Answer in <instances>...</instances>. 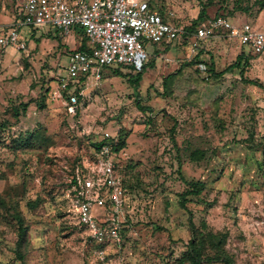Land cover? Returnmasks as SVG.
I'll return each mask as SVG.
<instances>
[{"label":"rangeland","instance_id":"rangeland-1","mask_svg":"<svg viewBox=\"0 0 264 264\" xmlns=\"http://www.w3.org/2000/svg\"><path fill=\"white\" fill-rule=\"evenodd\" d=\"M154 1L181 27L206 6L210 16L230 9L236 23L264 28V0ZM22 3L0 0V22L12 19ZM49 31L55 28L43 26L32 36L25 28L27 48L10 47L0 56V264H22L19 214L29 225L22 247L27 264H100L97 247L89 252L88 232L74 220V178L96 174L101 148L95 143L117 140L120 129L127 146L116 154L127 205L113 264H193L184 257L192 221L205 222L206 233L228 232L225 249L234 264H264V52L245 73L261 87L243 80L239 68L213 75V68L221 72L248 51L236 40L201 41L192 56L183 36L149 39L150 61L138 87L129 74L103 69L101 81L86 88L71 112L56 93L69 53L84 35L54 38ZM137 92L152 111L137 106ZM185 179L206 182L187 208L180 204ZM206 248L214 252L211 244Z\"/></svg>","mask_w":264,"mask_h":264},{"label":"built area","instance_id":"built-area-1","mask_svg":"<svg viewBox=\"0 0 264 264\" xmlns=\"http://www.w3.org/2000/svg\"><path fill=\"white\" fill-rule=\"evenodd\" d=\"M167 17L148 0H23L18 13L9 22H0V56L10 47L27 48L25 28L52 26L64 36L83 29L89 49L69 53L67 73L62 75L56 95L66 97L69 110L75 112L86 88L98 84L108 66L133 65L137 71L149 61L146 41H174L183 36L184 27ZM224 37L236 40L253 54L264 52V28L250 22L236 23L226 15L211 16L190 36L188 52L195 55L201 41ZM100 160L93 177L82 179L74 187V220L86 229L98 247L94 254L100 264H113L112 248L122 245V216L127 194L117 154L112 142L100 149ZM102 209L103 212H99Z\"/></svg>","mask_w":264,"mask_h":264},{"label":"trees","instance_id":"trees-1","mask_svg":"<svg viewBox=\"0 0 264 264\" xmlns=\"http://www.w3.org/2000/svg\"><path fill=\"white\" fill-rule=\"evenodd\" d=\"M148 1L150 3L151 8H153V9L158 8L161 11V13L165 16V18H168L167 17V11L162 9L161 6L159 7L157 1H154V0H148ZM260 3H261L260 7L264 8V1H261ZM219 14L226 15V16L230 17L231 19L234 18L233 12L230 9H223L221 12L216 13L215 15H219ZM215 15H213V16H215ZM209 17H211V16L207 12V7L204 6L201 9L196 20L191 25L184 27L186 33L183 35V37H185L186 40L187 39L189 40L190 36H192V34L196 31L198 25H200L202 22H204ZM172 20L177 25H179V23L175 20V18L173 16H172ZM37 29H39V28H31L30 29L32 36L35 34L34 31H36ZM76 32L82 33L84 35L80 45L76 49L77 50L89 49V40L86 37L84 30L77 28ZM59 33L60 32L57 29H55L54 33L49 31L48 37L61 38ZM258 55L259 54H253L252 52L246 53V51L243 49L242 52L237 55L236 61L231 63L223 71H221V72L214 71V68L212 67L213 68V70H212L213 75L219 76L221 74H224V72H226L228 70L239 68L240 74L242 76L241 78L243 80H245L246 82H248L250 84L262 87L263 84L258 79H247L245 77V73H246L247 68H248V62L251 61L252 59L256 58ZM149 61H150V57H149ZM149 61L146 63L144 68L140 71H137L133 65H124V64L112 65V66H108L106 68L111 69L112 71H114L119 76L129 74V78L134 82L136 87H138V84L140 83L142 75H143L144 71L146 70ZM122 68L128 69L129 73H126V72L123 73ZM134 76H136V77L133 78ZM172 76H174V73H170L164 79V83L169 78H171ZM81 99H80V101H81ZM136 104L143 111H152L151 107L144 106L141 103V96L138 92L136 93ZM28 105H29L28 102L21 103V109L26 112L28 109ZM41 106H43V105H41ZM14 116H16V118H18L20 116V109L19 108H16V110L14 112ZM172 130L174 131L175 128L173 127ZM122 133H123L122 129H120L119 130V138L117 140L112 141V150L116 153L120 152L123 148H125L127 146L126 138L125 139L122 138ZM105 143L104 142L95 143V146H97V148H101L102 145ZM74 183L75 184L78 183L77 178H74ZM185 183L187 184V188L180 194V198H181L180 204L182 205V207L187 208L189 196L200 195L206 187V182L204 180H201V179H194V180L185 179ZM0 202H1V199H0ZM29 204H30V206H35L34 202H31ZM16 218H17V221L19 224V234H18V240L16 242V254L18 256V259L21 260L22 264H27L26 260H25V253L22 250V247L27 242L29 225L25 223V219L20 214L16 215ZM190 226H191L190 228H191L193 237L189 241L190 248H189L187 254L184 256L186 260L191 261L193 264H200L203 260H209L211 262H219V263H223V264H234L233 257L230 256L225 249V244H226L227 238H228V232L211 231L210 230L208 233H206L203 230L204 228L206 229V227H207V224L205 222L203 223L202 227H199L192 221L190 223ZM122 232H124V230H122ZM87 237H88V235H87ZM88 239H89V245L87 247H88V250L90 252L91 250L98 247V244L96 242L90 240L89 237H88ZM207 243L211 244V249L214 250V252L212 254L206 253Z\"/></svg>","mask_w":264,"mask_h":264},{"label":"crops","instance_id":"crops-1","mask_svg":"<svg viewBox=\"0 0 264 264\" xmlns=\"http://www.w3.org/2000/svg\"><path fill=\"white\" fill-rule=\"evenodd\" d=\"M12 19H9V21H11ZM9 21H5V22H9ZM75 32H76V30H74L71 34L73 35Z\"/></svg>","mask_w":264,"mask_h":264}]
</instances>
